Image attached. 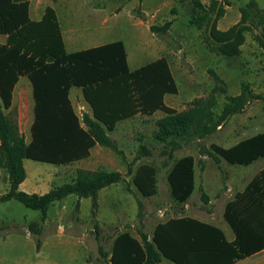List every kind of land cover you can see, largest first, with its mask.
Segmentation results:
<instances>
[{"label": "trees", "instance_id": "16d2710c", "mask_svg": "<svg viewBox=\"0 0 264 264\" xmlns=\"http://www.w3.org/2000/svg\"><path fill=\"white\" fill-rule=\"evenodd\" d=\"M29 1L0 0V35L6 37L5 44L0 45V169L6 171L9 184L8 191L0 195V203L15 200L27 209L40 211V221L28 226L33 235H40L49 207L70 195L77 197L76 211L80 199H91L94 217L99 191L119 184L124 176L117 171L78 169L70 183L43 195L27 194L19 190L26 179L24 160L68 166L87 159L96 146L106 148L125 163L132 185L142 197L148 198L157 192L155 169L146 164L139 165L135 171L132 167L141 158L151 156V151L141 144L133 161L127 162L123 151L108 136L119 122L162 112L164 116L155 122L153 138L165 145L162 155L171 159L181 148V140L199 143L254 102H264V98L253 94L248 83L242 82L237 95L225 97L220 113L215 111L214 95L196 98L184 111H175L164 102L166 95L177 94L164 58L130 72L121 41L67 54L53 9L47 7L40 21H32L28 17ZM191 3L190 19L200 31L209 53L237 57L247 32H255L256 42L264 48V16L258 17L256 25L252 24L253 0L238 8L239 21L226 31H220L217 25L225 15V7L231 6V0H210L207 5L199 0ZM170 24L166 22L160 29L150 26L149 30L166 32ZM23 76L31 83L34 102L29 142L5 114L11 106L13 89ZM74 87L81 89L90 114L79 117L75 113L69 99V90ZM198 147L201 171L205 167L203 157L210 158L215 165L223 160L230 165L248 166L264 158V133L246 138L231 148L216 144L207 148L200 143ZM167 183L173 200L185 203L195 189L194 158L187 155L178 159L167 175ZM236 199H243L244 205L235 201L224 212L235 234L231 243L211 225L187 217L171 218L155 226L151 239L143 232L138 233L139 240L127 233L118 235L108 261L110 264H159L164 259L172 264H233L249 257L260 247L264 248V171ZM201 200L208 202L206 194H201ZM137 209L140 217L139 201ZM41 243L40 239L35 240L36 250ZM98 250L100 257L107 259L108 254L101 248Z\"/></svg>", "mask_w": 264, "mask_h": 264}, {"label": "rangeland", "instance_id": "374dc122", "mask_svg": "<svg viewBox=\"0 0 264 264\" xmlns=\"http://www.w3.org/2000/svg\"><path fill=\"white\" fill-rule=\"evenodd\" d=\"M199 1L206 5L210 2ZM249 1L231 0V6L225 7V15L218 22V29L226 31L236 24L240 19L238 8ZM253 1L255 7L250 10V17L252 24L256 25L258 17L264 16V0ZM37 5L40 8L38 17L45 7H50L56 14L64 39L69 35L73 41L80 42L71 48L67 40L70 52L88 45L121 41L132 71L164 58L177 86V94L166 95L164 102L175 111H184L196 98L214 95L217 101L215 111L220 113L225 97L237 95L242 82L250 85L253 94L264 98V48L256 42L255 32L245 33V42L237 57L211 54L190 19L191 0H58L32 2L30 10ZM89 15L95 17L88 20ZM166 22H171L166 32H150V26L160 29ZM29 92L30 102H33ZM70 97L79 117L90 114V107L78 88L72 89ZM5 114L29 142L31 109L28 113L21 112L19 98H16ZM163 116L162 112L151 116L137 115L119 122L108 134L123 151L127 162L133 161L141 144L151 151V156L135 162L132 170L141 164L155 169L157 192L152 197H142L136 191L132 176L127 175L125 163L106 148L96 146L87 159L68 166L26 160L28 178H33L40 194L72 182L78 169L117 171L124 178L119 184L99 191L94 217L89 198L79 200L77 211L75 195L52 204L39 236L33 235L28 226L40 221V211L27 209L15 200L0 203V264H110L108 260L114 241L120 234L127 233L139 240L138 233L143 232L151 239L155 226L171 217L185 215L211 221L213 216H218L210 200L213 193L226 184L227 176L234 169L226 163L217 167L210 158L203 157L205 169L201 171L198 144L207 148L210 144L226 147L264 133V102H254L241 114L231 117L214 135L199 143L181 140V148L173 153L171 159L162 155L165 145L153 138L155 122ZM187 155L195 161V189L189 199L180 204L171 196L167 175L174 163ZM261 165H264V159L249 167H233L252 173ZM5 173L0 169V179ZM7 189V182L0 180V194ZM202 193L208 197L207 203L201 200ZM137 201L142 204L140 217ZM37 238L42 242L38 252L35 247ZM99 248L108 254L107 259L100 257ZM163 262L160 264H167Z\"/></svg>", "mask_w": 264, "mask_h": 264}, {"label": "crops", "instance_id": "0c3cea01", "mask_svg": "<svg viewBox=\"0 0 264 264\" xmlns=\"http://www.w3.org/2000/svg\"><path fill=\"white\" fill-rule=\"evenodd\" d=\"M45 1L46 0H31V1H29V4H28V17H29L30 20H32V21H40L43 18V16H44L45 9L47 8V7H45V9L40 13V16L38 17V14H39V11H40L39 5L35 6L32 10H30V6H31L32 2L42 3V2H45ZM49 2H52V1H49ZM100 8H103V7H100ZM96 10L97 9H95L94 11H96ZM32 15L35 16L36 18H32L31 17ZM93 17H95V16L92 15V17H91V15H89V16H87V19L89 20L90 18H93ZM57 22H58V19H57ZM58 25H59V29H60V33H61V37H62V41H63L64 51L67 54L78 52V51H82V50H86V49H89V48L102 46V45H105V44H108V43H112V42H108V43H98V44H94V45H88V46H86V47H84L82 49H76V50L70 52V51L67 50V46H68L67 45V40H68L69 47H71V48H74L77 45V43H80V42L73 41L69 35H68L67 39L65 40L64 39V35H63V31H62V28H61L59 22H58ZM70 32L71 31H69V33ZM5 41H6V37L3 36V35H0V45L5 44ZM124 49H125V47H124ZM125 53H126V50H125ZM126 59H127V54H126ZM153 61H155V60H153ZM153 61H151V62H153ZM151 62H149V63H151ZM149 63H147V64H149ZM127 66H128V70L130 72H132V70H130V68H129L128 60H127ZM135 70H133V71H135ZM20 83L22 85H21V87L18 88V85ZM72 89L73 88H71L69 90V99H70L71 105H72V101H71L70 95H71ZM79 90L81 91V89H79ZM29 91H31V95H32V87H31V83L29 82L28 78L25 77V76L20 77L19 80L17 81L14 89H13V92H12L11 107L13 106L15 99L19 98L21 112L28 113L29 110L31 109L32 116H31V119L29 121V126H28V128L30 129L31 125L33 123L34 102H30V96H29L30 92ZM81 94H82V92H81ZM32 100H33V97H32ZM72 107H73V105H72ZM240 141H242V140H240ZM240 141H238V142H240ZM238 142H236V143H234L232 145H227L226 147H223V148H231V147L235 146ZM262 159H264V158H259L256 161L252 162L250 165L242 166V167H249V166L255 165L256 163H259ZM25 161L26 160L23 161V165H24V168H25V171H26ZM221 163H226V162L222 160ZM221 163L219 165H216V166L219 167L221 165ZM226 164L229 165V167H231L234 170H232L231 175L227 176L226 184L224 186L219 187L216 190V192L213 193L212 198L210 200V203H212L214 205V209H217L218 216H213L211 218L212 219L211 221L202 220L200 218H195V217H190V216L188 217V216H185V215H181V216H178V217H175V218L187 217V218H191V219L197 220V221H199L201 223L211 225V226L219 229L222 232L225 240L228 243H231V242H233L235 240V234H234L232 228L230 227V225L227 223V221L224 218V212H225L226 206L228 204H231V203L235 202V201L236 202L240 201V203H241V201L243 199H240V200L238 199L237 200L236 197L238 195L242 194L245 191V189L247 188L249 183H251V181L253 180V178L257 174H259L261 171H264V165L259 166L254 172L249 173V172H241V171L237 170V168L233 167V166H240V165H230L228 163H226ZM204 169H205V167H204ZM28 177H29V175H28V172L26 171V179L19 186V190L23 191V192H25L27 194H38V195L45 194V193H43V194L38 193L37 187H36V185L34 183L33 178L29 179ZM0 180L2 182H5V184L7 182V185H8V188H9V184H8V179H7V174L6 173H5L4 176L1 177ZM7 191H8V189L5 191V193ZM5 193H3V194H5ZM3 194H0V195H3ZM241 205H244V203L242 202ZM238 212H241V211H238ZM171 218H174V217H171ZM258 250L259 251H257L253 255H250L249 257H246L244 259L235 261L233 264H264V248L260 247ZM38 251L39 250H37V252ZM163 261H166L167 264H172L171 262H169L167 260H164V259L160 263H164ZM85 264H89V263H85Z\"/></svg>", "mask_w": 264, "mask_h": 264}]
</instances>
